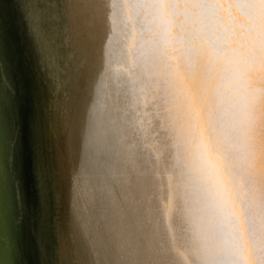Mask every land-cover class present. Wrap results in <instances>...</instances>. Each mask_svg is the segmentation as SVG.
<instances>
[{"label":"clouds","instance_id":"obj_1","mask_svg":"<svg viewBox=\"0 0 264 264\" xmlns=\"http://www.w3.org/2000/svg\"><path fill=\"white\" fill-rule=\"evenodd\" d=\"M122 123L171 158L194 264H264V0H132Z\"/></svg>","mask_w":264,"mask_h":264},{"label":"bare ground","instance_id":"obj_2","mask_svg":"<svg viewBox=\"0 0 264 264\" xmlns=\"http://www.w3.org/2000/svg\"><path fill=\"white\" fill-rule=\"evenodd\" d=\"M62 1L77 50L60 47L47 82L52 167L72 210L68 225L59 218L56 264H194L170 154L151 137L130 139L122 123L132 0Z\"/></svg>","mask_w":264,"mask_h":264},{"label":"water","instance_id":"obj_3","mask_svg":"<svg viewBox=\"0 0 264 264\" xmlns=\"http://www.w3.org/2000/svg\"><path fill=\"white\" fill-rule=\"evenodd\" d=\"M66 12L62 0H0V264H54L58 217L71 220L46 136L57 51L77 50Z\"/></svg>","mask_w":264,"mask_h":264},{"label":"rangeland","instance_id":"obj_4","mask_svg":"<svg viewBox=\"0 0 264 264\" xmlns=\"http://www.w3.org/2000/svg\"><path fill=\"white\" fill-rule=\"evenodd\" d=\"M65 38V37H64ZM55 81V80H54ZM46 116H48V114H49V110L47 109V111H46ZM58 214H59V212H58ZM59 217H58V223H59ZM57 241H58V239H57ZM58 244V243H57ZM57 244H56V248H55V259H54V264H56V256H57V250H58V248H57Z\"/></svg>","mask_w":264,"mask_h":264}]
</instances>
